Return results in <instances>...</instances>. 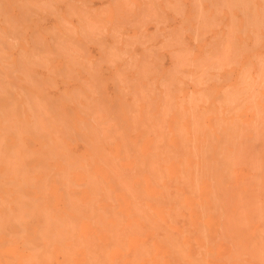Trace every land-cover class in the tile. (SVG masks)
I'll list each match as a JSON object with an SVG mask.
<instances>
[{"label":"rangeland","instance_id":"374dc122","mask_svg":"<svg viewBox=\"0 0 264 264\" xmlns=\"http://www.w3.org/2000/svg\"><path fill=\"white\" fill-rule=\"evenodd\" d=\"M261 6H264V0H0V160L3 162L5 161V163L0 162V176L3 175V177H0V187L2 186L6 188L5 190L4 188H0V196L3 201L4 199L6 201L9 200L5 203V208L3 204L4 202L2 203V199L0 198L1 207L4 209L3 211L0 207V214L2 212L5 214L6 212L7 215L9 214V209L13 208L15 211L12 209L10 215L14 214L15 216L17 214L15 217L12 215L15 219L20 215V212L25 215V212L16 209L18 208L17 204H15L13 201L14 199H12L13 197L15 198L18 196L20 192H22L21 190H23L21 195L24 193L26 197L23 195V199L20 198L24 203H22V201H19V203V198H17L18 205L22 206L21 204H26L25 201L29 203V200L24 199L28 198L29 195V198H31L30 200L32 201V203L30 202V204H28L30 207L28 208L26 204L27 207L22 206V208H28L26 213H29V210L31 213L32 209L33 211L39 209L35 213H39L40 215L35 216L36 214L32 212L31 214L34 213V215H32L31 218V214H29L30 220L32 221H34L36 217V223L29 221V218L27 220L25 219L27 223L25 220V222L22 221L23 224L20 225H24L25 223L26 227L23 226V229L26 231H22V227L17 225L18 221L21 223L22 214L20 215L21 218L18 217V221H12V223L9 221V218H7L9 222H6V218V220L3 219V222L0 220L1 224L5 222L2 224L3 228H5V224L7 226L6 230H1L2 232L0 234H3L4 237H7L6 234H10V236H12H8L10 239L8 237L4 239L3 235L2 237L0 236V239H3L4 241L6 240L5 242H7L5 243L3 241L1 243H4V246L8 247V249H6V247L3 248L4 246L0 243V255H5V253H7L5 256H11L13 254L12 259H10L11 257H6L5 259L4 255L0 256L2 257L0 258V264H4L5 261L7 263L11 261L9 264H12L17 260L16 258L19 260L21 258L18 264H25V262L28 261L29 256L30 261L27 263L32 264L33 260L31 257L35 259L39 256V252L42 256L41 252L45 250L46 247L47 249L44 251V255L46 253V256H48L51 253L50 251L53 250L52 253H54L52 256L55 258L57 257V250H54V244L61 247L58 248L59 252H64L66 249L70 251L72 249L70 253L73 252L74 255L78 253L76 254L77 259L83 254L84 249L86 251L87 248L91 247L89 244H91L92 247L94 245L92 249H89L90 251H88V249L86 251V253L90 252L92 255H89L92 257L93 254L96 253L95 251L97 249L96 248L94 250V248L100 246L98 244L100 243L99 239L96 236L99 233V229L97 228H105L104 226L107 225L106 228L108 227L109 229V226H111L110 229H113L116 227H124L123 225L129 223L134 224L135 228H141L144 225H148L151 218L150 214L152 212L151 210H148V215L146 214V211L144 212L143 210H147L145 208L146 205L147 208L150 209L149 203L151 197L153 196H151L150 193L144 194L143 190L145 192H149L148 187L149 181L151 180L152 183L154 181V183L156 182L155 185L159 186L161 184V180L168 179L170 177V173L172 171L167 173V170L169 171V169H171V166L173 165L171 162L174 163L173 157L175 161L178 159L175 164L178 162L179 166L181 165L180 171L182 172V170L185 169H182L183 163L190 160L196 162V166H199L197 169L203 168L206 170V168H204L205 164L201 165L202 162L205 161L204 163H206V160L208 162L210 160L211 162L214 158V161H212L214 165L212 162V165L209 164L210 162L208 163L213 168L217 165L216 161L219 158L217 155L218 151H221L222 153L219 154L220 158L222 155L223 158L230 156L229 153H232V151L234 152L235 149L234 155L235 153L237 155L240 153L237 149L243 151L241 152L243 156H245L243 154L244 151H247L245 154L248 152L251 154L256 153L257 156H263V158H259V160L261 159L260 161L258 159L254 160L258 158L254 155L256 158L252 156L250 159H253L254 157L253 161L251 160V162L249 161V164L246 163L244 165L243 163L245 160H242L243 157L240 156L241 158H239V155H236L239 160L243 161V165H241L240 161L236 162V159L238 158H233L235 156L231 154L233 159L230 158L231 156L227 159L230 158L232 162L228 163L226 167V163L222 164L228 171L230 170V166H235L237 168L236 174L230 171L235 174L233 182L229 180L232 179V177H228L229 179L226 178V174L229 175V172L225 173L227 170L224 172L225 174L222 172V176H219L221 172L219 169L216 170L217 166H215L212 170L207 163L206 167L211 168H207L208 173L199 169L200 173H205L206 177H203V174L200 175L199 171L196 172L197 174L194 173L196 176L193 175V177H196L195 179H197V175L199 173L201 176V179L199 178L200 176H198L199 180H207L206 178H211L209 179L211 183H215L220 180V184L222 181L221 179L225 177L226 180L228 179V181H226L223 178L224 182L226 181V183H223L224 185L226 184V188L229 186L232 187V185L236 186L233 189L228 188L229 191L231 189L230 193L232 192L235 194L237 189L241 191H236V193L241 194L242 190L246 189L242 193L243 198H246V195L250 196L249 194H252L251 190L254 186L255 188L258 186L256 192L254 190L255 188L253 189V192L256 193H253L255 196L260 195L261 192L264 193L259 189L261 187L259 186L260 184H262L263 187L261 188L264 189V176H262L261 179V175H264V168H260L261 170H257L255 168L257 164L264 165V110L261 111L263 116L258 110L261 109L259 108L261 104L262 106L264 104V95H261L264 92V66L262 65L264 62V14L260 15L264 11H261ZM257 12L260 17L263 16V18H261L262 22H259L260 19L258 18L259 16L257 15ZM254 14H256L257 17L254 16ZM257 18L259 20H257ZM256 36L258 39L262 38L260 39L261 41L259 40L260 43L257 42L258 39L255 40ZM253 40L258 44L256 45ZM251 43L255 44V48ZM258 62L261 63L259 64ZM253 67L257 69H254ZM261 67H263L262 71ZM245 68L248 69L245 70ZM250 68L251 70L249 72ZM244 70H248V72L245 73ZM255 70L263 73L260 72L261 74H258ZM242 71H244L243 73L248 76V79L244 75L243 80H241L243 76H240ZM245 78L249 80V82L252 81L250 79L253 78V81L255 79L254 85L252 81V86L247 85V83L246 86L245 83H243V81H247ZM256 86L257 88H255ZM253 89L258 90L254 91ZM232 92L235 94L233 95ZM227 93L232 94L231 96L233 98L229 97L230 99L227 100ZM253 97L256 101H254ZM252 98L254 103L256 102V108V104H258L257 113L256 108H254V106L252 108ZM248 100L251 101L249 102ZM247 101L248 104H246ZM246 105L251 106V108H247ZM239 106L241 107L238 108ZM262 109L264 108L262 107ZM258 113H260L261 117H258L260 116ZM255 115H257V117ZM257 121L260 122V125L263 124V128H258V126H256V128L254 127L258 124ZM252 124H254V126ZM229 127L231 130H229ZM110 129L111 132L108 131ZM240 131L241 135H238V132L240 134ZM240 136L241 138H238ZM225 137L229 138L230 140H228L230 142L226 140L224 141L223 139ZM213 138H215V140H213ZM220 140H222L221 143ZM232 140L237 141L232 142ZM196 146L199 147V150H197ZM227 146L229 149L226 150L225 148H228ZM211 149L212 152L210 153H213V155L210 156L212 157L207 155V152ZM193 150L196 151L195 155H193ZM15 151L17 152V155H15ZM174 153H176V156ZM249 153L248 155H251ZM188 155H191V159L188 158ZM194 156H197V159L194 158ZM16 157L18 158L16 159ZM180 157L181 159H179ZM182 157H186L188 159ZM205 157L207 158L206 160ZM248 157H245L246 160ZM223 158L221 161L224 162L225 159L223 160ZM165 159H168L166 161L169 162H164ZM182 159L183 161H181ZM203 159L204 161H202ZM233 160L235 161L233 162ZM7 161L13 163L14 167L19 165L20 167L17 166L18 169L24 171H28L30 169L32 170L34 167L37 168L36 165H39V167H41L40 165H43V168H39L41 173H39V169L38 171L36 170V172L34 169V172H30L32 175L30 173L24 175L23 172L22 177L25 176V178H23L25 179L23 182L21 176L20 178L19 176H15V174L18 173L16 172L17 169H15L16 173H13L14 167L12 169L13 172H11V169H7L11 173H8L7 170L5 173V169L10 166V164L7 166ZM95 163L97 164L94 165ZM218 163L222 162L219 161ZM165 164L167 165L166 167L169 168L166 169ZM253 164H255V166H253ZM13 165L11 164V166ZM147 165L150 167H147ZM222 165L220 167L221 171L224 169ZM95 167L99 168H96V170ZM259 167L260 166H257V168ZM152 168H154V174L151 173L153 172ZM239 168L241 170L243 169V172H245L246 175H243V172ZM253 168L256 169L255 172ZM2 170L4 172H2ZM79 170L81 172H79ZM163 170V173L165 174L162 173ZM186 170H184L185 173L182 174L183 176L188 175V171ZM248 170L249 174L251 173V176L248 175ZM99 171H101L100 174ZM213 171L215 173H217V171L220 172V174H217V179L215 178L216 175L214 176L215 173ZM82 172L84 176L81 175ZM96 172L98 174H95ZM189 172V174L192 175L191 171ZM20 173L21 172L17 175H20ZM103 173H105L108 177L110 176V179ZM66 174L68 175L66 176ZM210 174L213 175V177H211ZM254 174L255 178L260 176L261 180L259 181L257 179L259 181V184L257 185L258 181L255 179L254 183H252V187L251 184L248 187L247 185L249 184H246V181L249 180L248 183H251V179H253ZM46 175H49L48 177L51 178H53V176L55 177L52 180L48 179ZM34 176L38 179H35L36 181L33 180L35 185L41 186L40 184H43L44 187L46 185L45 191L43 190L45 189L43 187V191L40 190V192H38L39 187L35 189L34 185V187L30 185L33 183V181L30 183V180H32L31 178H35ZM42 176H45V178ZM80 176H82V179L79 178ZM154 176H156L155 178L157 180L154 179ZM243 176H246L248 179ZM5 177L9 179L12 178L13 180L18 178V185L21 181L25 183L26 180L30 179L28 181L30 184L26 181V188L23 183L20 185L21 188L16 185L14 188L13 184L16 182L14 181L13 184L11 182L10 186V182L8 183L9 179H6ZM67 177H70L69 180ZM96 177L98 181H96ZM105 177L107 179H105ZM112 177L114 181L111 180ZM141 177L144 179L143 183H145L143 186L142 183L141 185L139 183L140 181H143ZM186 177L187 176H185V178ZM158 178L161 179L159 182H157ZM39 179L41 180V183L37 184L36 182L39 183ZM88 179H94L95 184L93 181L92 186L91 180L89 181ZM103 179L104 181L106 180V184ZM108 179L110 183H108ZM63 180L65 182L66 180L70 181L67 182L68 186L67 184H63ZM145 180L147 182H145ZM115 181H117V183ZM236 181H238V183ZM239 181L243 182L242 185ZM244 181L245 185H243ZM4 182H7V184ZM125 182L127 185L130 184L132 187L129 185L131 187L130 188L126 185L127 189L124 188V185L126 184ZM231 182L233 184H230ZM86 183L88 185H86ZM111 183L112 185L110 186ZM215 184L217 187V183ZM238 184H240V186ZM54 186L56 187L54 188ZM122 186L126 189V192L124 193L125 196L122 195L124 189H121L122 192L120 190V187ZM141 186L143 189L139 190ZM220 186L221 185L217 187L219 190ZM242 186L243 189L241 188ZM84 187H86L88 191L87 189H84ZM92 187H94V190H91ZM99 187L100 190H105L106 192L104 191V193L103 191H99L100 194L96 192ZM110 187H113L114 189L112 188V190L115 191L118 189L122 194L118 193V191L116 192L117 194L115 197V193ZM134 187L137 188V191L133 190ZM247 188H251V193L248 189L249 194H247ZM14 189H17L16 191L19 193H17ZM80 189L83 190L81 191ZM216 189H214V191ZM64 190H68V195H65L66 192H64ZM129 190L133 194L135 191L136 193L132 196ZM258 190H260L259 194H257ZM49 191H51L50 194ZM92 191L95 192L91 193ZM163 191L166 193L164 188ZM214 191L212 188V193L215 194V196H212L213 200L215 197L217 198ZM6 192L11 193L10 195L13 194V196L10 197L9 195L7 199L6 194L9 193ZM43 192L45 194L47 193V195H42ZM216 192L219 193L218 190H216ZM93 194L95 195L93 196ZM136 194L138 195L137 199L135 196ZM21 195L18 197H21ZM32 195H35L33 196L35 198L39 197L37 200L39 202H35L37 198L33 199ZM70 195L71 198L73 195V198L75 199L72 198V201H70L71 199L67 198V200L70 199L69 203L71 202L73 204V202H78L79 204L74 203L72 205L70 203L72 207H69L70 204L67 203V200H65V202L64 199H66V196ZM74 195L77 196L74 197ZM144 195L151 197L147 199ZM254 195L251 196H253L254 199H259L260 196H256L255 198ZM262 195L260 199L257 200H262V202L260 201L259 206L262 204L264 205V196ZM85 196L87 198H85ZM218 196L220 197V195ZM242 196L238 195L235 197L238 199V197ZM40 197L42 199L44 198L45 202L48 199L47 202L43 203L44 200H41ZM48 197L51 198L49 199ZM82 197L85 200V203L83 202L84 200H82ZM106 198H108L107 201ZM126 198H128V201H126ZM129 198L133 199L134 202ZM142 198L147 202L145 203ZM216 198L215 200H217ZM252 198L250 200H252ZM97 199L99 201H97ZM254 199L252 201L253 203H256L257 201L255 200V202ZM40 200L43 202H40ZM80 200H82V206L85 204L86 207L89 206V203H93L95 201L98 205L101 204V208L103 210H97L101 208L100 206L98 207L95 202L93 205H96L97 208L90 205L92 207H88V209H86L88 210L87 212L86 210H80ZM139 200L141 201V204L139 203ZM243 200H245L246 203L247 199H242L241 202ZM105 201L107 204L108 202L110 204H102L103 202L105 203ZM34 202L38 205H34ZM48 202L52 205H49L50 209ZM248 202L249 204L251 203V201ZM65 203H67L68 206ZM126 203L128 204L127 208L131 206L129 210L125 208L127 206ZM142 203L145 205H143V208L145 209L142 208L143 210L141 212L139 209L141 208ZM32 204L36 207L31 206ZM113 204L121 207L116 208ZM59 205L62 207L61 210H59L61 208ZM134 205L139 206L135 208ZM42 206L44 207L40 210ZM107 206H109V208ZM111 206H113V208H110ZM232 206L233 205L230 203L229 207ZM250 206L253 207L252 204ZM51 207L58 210L54 211V208L52 209ZM122 207L126 209L125 210L123 208L125 213L123 210L122 213L120 212ZM254 207H256V205ZM44 208H46V210L48 208V212L50 211L49 218L46 214H44ZM92 208H94L95 211L97 210L94 215H92L94 212ZM114 208H116V210ZM112 209L114 210L115 216L114 213H109ZM136 210L140 211V214H145V216H141L140 214L138 215L139 212ZM12 211L14 212L12 213ZM77 212L80 213L81 218H83V216L87 217H84L82 221L78 218L79 215ZM129 212L133 214L131 215L130 213L129 215ZM96 213L97 215H95ZM119 213L122 216V219L119 218ZM123 213L126 214L128 218H124ZM68 214L71 216V219L74 221L79 220L81 224L77 221L79 223L77 224V227L75 224L76 222H70L71 219L66 217ZM98 214L100 215L98 216ZM26 215L24 217H26ZM64 215L66 219L61 218ZM147 215L150 218L146 217ZM51 216L53 217L52 219L50 218ZM72 216L74 218H72ZM88 216L91 218L89 219ZM111 216H113V219ZM138 216L140 222L136 218ZM4 217L6 216L4 215ZM140 217L143 221H141ZM142 217H145V220H148L145 221ZM57 218L58 220L61 218L65 222L68 220V223L66 222L65 224L64 222L67 229H65L66 227L64 228L63 225V229L65 230L60 231V233H64L65 231V234H69L70 232L73 233L79 230L76 235L80 238L83 233V237L81 239L82 241H85V237L90 233L89 237L87 236L88 239L86 238L85 241L86 243L90 239V243L87 242L89 244H86L85 246V243L81 242L78 238H72L76 237V235L72 236V234H69L72 236H70L72 239L68 236V238H70L69 241V239H67L68 234L65 235L62 233L65 236L64 238L68 241L67 242L64 238L59 240L61 243L63 239L65 240V243L63 242L64 247L65 244H69V247H66L70 248L74 245L73 248H76L75 251L73 248L65 249L63 247V243L60 244L59 241H56V239L58 240V237L63 236L58 232L62 229L61 223L63 224V221L60 220L61 223L58 221L61 225L60 226L57 220L55 221ZM93 218H95L94 221L92 220ZM96 218L100 220V224L101 222H106V224H96L98 222ZM129 218L134 219V222H131L132 220H128ZM46 220H48L49 228ZM108 220H113L111 222L112 224H107L109 222ZM38 222L40 224H38ZM89 222L92 225H88ZM93 222H95L96 226ZM121 222L122 224H125L122 225L120 224ZM41 223L44 225L43 228L47 226L46 228H48V231L46 228H42ZM142 223L144 224L142 225ZM28 225L30 227H28ZM36 225H38V227ZM79 225L85 228L83 229L79 227ZM113 225L116 226L113 227ZM40 227L43 230L42 233H39L41 230ZM54 227H58L59 230L58 228H56L57 230L54 229ZM68 227L70 230L72 228L74 229L70 231ZM133 227L131 225L129 228ZM17 228H19V230H17ZM32 228H34V230H32ZM50 228L51 230L53 228L52 233L49 230ZM86 229L91 230L88 232ZM55 230L60 236L57 235L58 237L56 236V238L53 239L56 235H52L55 233L53 232ZM3 231L5 232L3 233ZM6 231H10L12 234L10 232L6 233ZM18 231L21 232V235ZM92 232L95 233L94 236H92L94 234ZM15 233L20 236H25L26 238H19L20 236L15 235ZM50 233L53 237L50 236ZM41 234L44 237L48 234L53 240V243L49 237L48 240H45V238L44 240L43 238L41 239ZM33 236L34 239H32ZM30 237L32 240H30ZM93 237L96 238L94 242ZM37 239L45 242V244L40 243L44 244V248L41 247L42 245H36L38 242ZM11 240L13 241L11 242ZM49 240L52 243V248H50L51 243L49 242L50 250L48 249L49 244H46ZM23 242H30L29 244L34 242V247L36 249L40 247V250H38L39 252L36 250V253L38 252V256L35 257L36 253L32 251H35V248L32 246L33 244L31 245L32 247H30V245L26 243L30 247L29 250V247L27 249V246L25 245V248L22 247ZM74 242L76 244H74ZM91 242H93V244ZM17 243L19 244L18 247L20 249L18 247L14 248V245L17 246ZM71 243L73 245H71ZM81 244L82 246H80ZM3 250H6V252ZM9 250H13L14 252H11V255H9ZM48 250L49 253L47 252ZM91 250L95 253H92ZM17 251L18 253L20 252L22 256H25L21 257L20 254H16L15 252ZM23 251L26 252V254ZM31 251L33 253H31ZM64 255H67V253ZM89 255L87 258L90 257ZM41 256H39V259L36 260H39L40 264L41 260H43L44 264V259L42 258L43 256ZM52 256L50 254L49 258H52ZM13 257H15L14 261H12ZM40 257L42 259H40ZM84 258L85 255L78 259H81L82 261L79 264L95 263L91 258H88L89 261L85 262L87 259L84 260ZM39 261L37 263L33 262V264H38Z\"/></svg>","mask_w":264,"mask_h":264},{"label":"bare ground","instance_id":"6f19581e","mask_svg":"<svg viewBox=\"0 0 264 264\" xmlns=\"http://www.w3.org/2000/svg\"><path fill=\"white\" fill-rule=\"evenodd\" d=\"M260 1V0H259ZM260 5V4H259ZM264 7V6H263ZM262 6H261V11L263 12L264 10V8H263ZM246 11V10H245ZM264 14V12L262 13V14H260V15H263ZM257 15L259 16V13L257 12ZM254 16H256V14H254ZM257 17V16H256ZM259 19H260V21L259 22H262L261 21V18H263V16L262 17H258ZM257 18V20H259ZM256 20V21H257ZM263 24V23H262ZM253 38H255V37H253ZM258 38H257V36H256V39L255 40H257ZM260 39H262V38H260ZM260 39H258L257 40V42H259V40ZM254 41V40H253ZM261 41V40H260ZM257 42H255L254 41V43L257 45L258 43ZM254 43H251V44H253L254 45V48H255V44ZM260 43V42H259ZM264 43V42H263ZM257 50V49H256ZM242 52V51H241ZM257 52V51H256ZM259 56V55H258ZM259 63V62H258ZM261 63V62H260ZM259 63V64H260ZM263 66H264V62H263V64H262ZM253 66V65H252ZM260 66V65H259ZM255 67V66H254ZM253 67V68H254ZM249 68V67H248ZM248 68H245V70L246 69H248ZM262 68V69H261ZM260 69H261V71L263 70V67H261ZM254 69H257V68H254ZM244 70V71H245ZM250 70H251V68L249 69V72H250ZM244 71H242V74L240 75V76H242V79L241 80H243V78H244ZM256 72H257V70H255ZM259 71V70H258ZM260 71V72H261ZM246 72H248V70L247 71H245V73ZM255 72V73H256ZM260 72H257L258 74L260 73ZM261 73H263V72H261ZM260 73V74H261ZM245 77L248 79V76H246L245 75ZM245 78V80H247ZM250 78V77H249ZM250 80H252L253 81V78L252 79H250ZM248 81V82H247ZM247 81H243V83H245V85H246V83H247V85H251L252 84V81H250L249 82V80H247ZM254 82H255V79H254V81H253V85H254ZM248 83H250V84H248ZM242 84V83H241ZM243 85V84H242ZM246 85V86H247ZM252 86V85H251ZM250 86V87H251ZM246 88H248V87H246ZM252 88V87H251ZM251 88H250V90H251ZM255 88H257V86L255 87ZM243 89V88H242ZM226 90H228V89H226ZM254 91H257L256 89H253ZM244 91H245V89H244ZM228 92V91H227ZM241 92V91H240ZM262 92V91H261ZM260 92V93H261ZM236 93H237V91H236ZM242 93V92H241ZM240 93V94H241ZM244 93V92H243ZM254 93V92H253ZM228 95H227V100L228 99H230L232 96V94H233V92H232V94H230V93H227ZM235 94V93H234ZM233 94V95H234ZM245 94V93H244ZM239 95V94H238ZM253 95H255V94H253ZM261 95H264V92H263V94H261ZM230 97V98H229ZM258 97V96H257ZM256 97V98H257ZM260 97V96H259ZM233 98V97H232ZM235 98V97H234ZM254 98V97H253ZM253 98H252V101H253ZM261 98H262V96H261ZM250 99V98H249ZM232 100V99H231ZM259 100V99H258ZM171 101V100H170ZM190 101V100H189ZM246 101V100H245ZM249 101V100H248ZM248 101H247V103L246 104H248ZM251 101V100H250ZM249 101V102H250ZM251 101V103H252V108H253V106H254V108H256L255 107V103H254V101H256V99L254 98V101L252 102ZM189 103V102H188ZM253 103H254V105H253ZM262 103V102H261ZM226 104V103H225ZM229 104V103H228ZM250 104V103H249ZM260 104V103H259ZM231 105H232V103H231ZM251 105V104H250ZM247 106V105H246ZM256 106H257V108H258V104H256ZM261 106H262V104H261ZM259 107V108H261V109H258L259 110V112H261L262 110H264V109H262V107L264 108V104H263V106L262 107ZM232 107V106H231ZM241 106H239L238 108H240ZM251 108V106H247V108ZM237 108V109H238ZM257 108H256V113H257ZM231 110V109H230ZM239 110V109H238ZM251 110V109H250ZM129 111V110H128ZM200 111V110H199ZM246 111V110H245ZM131 112V111H130ZM254 112V111H253ZM246 113V112H245ZM259 115H260V113H258ZM257 114V115H258ZM134 115V114H133ZM251 115V114H250ZM257 115H255L256 117H257ZM261 115H262V112H261ZM261 115L260 116H258V117H261ZM264 115V114H263ZM262 115V116H263ZM32 117V116H31ZM30 117V118H31ZM196 117V116H195ZM251 117H253V116H251ZM255 117V118H256ZM193 118V117H192ZM232 118V117H231ZM234 118V117H233ZM254 118V119H255ZM133 119V118H132ZM232 120V119H231ZM263 121H264V118H263ZM235 122V121H234ZM233 122V123H234ZM258 122V121H257ZM256 122V123H257ZM106 123V122H105ZM193 123V122H192ZM260 122H258V124H259ZM39 124V123H38ZM107 124V123H106ZM258 124H256L255 126H254V124H252L255 128H256V126H258V128L259 127H261V128H263V126L262 125H258ZM31 126V125H30ZM232 127V126H231ZM236 127V126H235ZM28 128V127H27ZM225 129V128H224ZM233 129V128H232ZM235 129V128H234ZM102 130V129H101ZM228 130V129H227ZM226 130V131H227ZM229 130H231L230 129V127H229ZM108 131H110L111 132V129L110 130H108ZM225 131V132H226ZM237 131V130H236ZM260 131H261V129H260ZM195 132V131H194ZM224 132V131H223ZM228 132V131H227ZM226 132V133H227ZM262 132V131H261ZM225 133V134H226ZM121 135V134H120ZM197 135V134H196ZM222 135V134H221ZM227 135V134H226ZM232 135H233V133H232ZM238 135H241V131H240V134H239V132H238ZM228 136V135H227ZM243 137H244V135H243ZM245 137H246V135H245ZM263 137V136H262ZM222 138V137H221ZM231 138V137H230ZM238 138H241V136L240 137H238ZM229 138H227V137H225L223 140L225 141H229L228 140ZM213 140H215V138H213ZM245 140V139H244ZM234 140H232V142H233ZM237 141V140H236ZM236 141H234V142H236ZM113 142V141H112ZM214 142V141H213ZM222 142V140H220V143ZM230 142V141H229ZM220 143H218V144H220ZM224 143H226V142H224ZM224 145V144H223ZM240 145H241V143H240ZM117 146V145H116ZM233 146V145H232ZM209 147H210V145H209ZM219 147V146H218ZM228 147V146H227ZM196 148H197V150H199V147H197L196 146ZM196 148H195V150H196ZM204 148H206V147H204ZM212 148V147H211ZM190 149V148H189ZM201 149H202V147H201ZM219 149V148H218ZM226 150L227 149H229V147L228 148H225ZM235 149V148H234ZM195 150H193L194 152H193V155H195L196 154V151ZM206 150H209V149H206ZM232 150V149H231ZM236 150V149H235ZM235 150H234V152H235ZM241 150H243V149H241ZM147 151V150H146ZM190 151V150H189ZM202 151V150H201ZM237 151H239L240 153L238 154L239 155V158H241L240 156H242L243 157V159L242 160H245L244 161V165L246 164V163H250L251 162V160L253 161V159H254V155H256V153L255 154H251V153H249V154H251V155H248V153H246L245 154V152H247V151H244V155L245 156H243L242 155V153L241 152H243V151H240V150H238L237 149ZM162 152V151H161ZM199 152V151H198ZM207 152V151H206ZM205 152V153H206ZM210 152H212V149L210 150V151H208L207 152V155H213V153L211 154ZM217 152V151H216ZM223 152V151H222ZM224 152H225V150H224ZM228 152V151H227ZM231 152V151H230ZM234 152L232 151V153H229V155L231 156V154L233 155V156H235V157H233V158H238V157H236V153H235V155H234ZM146 153V152H145ZM203 153H204V149H203ZM208 153H210V154H208ZM221 153V151L219 152H217V155L219 156V158H220V154ZM238 153V152H237ZM175 154V156H176V153H174ZM181 154V153H180ZM222 154V153H221ZM224 154V153H223ZM227 154V153H226ZM15 155H17V152L15 151ZM179 155V154H178ZM177 155V156H178ZM200 155V154H199ZM237 155V156H238ZM173 156V155H172ZM189 157L188 158H190L191 159V155H188ZM198 156V155H197ZM197 156L195 157L194 156V158H196L197 159ZM202 156H204V155H202ZM209 156H207V157H209ZM227 156V155H226ZM230 156H228V157H230ZM249 156V157H248ZM252 156H254L253 157V159H250V158H252ZM257 156V155H256ZM2 157V156H1ZM26 157V156H25ZM179 157V156H178ZM187 157V156H186ZM186 157H182V158H185V159H188V158H186ZM210 157H212V156H210ZM214 157V156H213ZM228 157H225V158H223V155H222V157L220 158V160H219V158H218V160L216 161V163H217V165H215V166H217L216 167V170H218L219 169V171L221 172V174H220V172L219 171H217V173H215L214 171V176H215V178L217 179V177H218V173L220 174L219 176H222V172L224 173L227 169L225 168L226 166H227V164L228 163H230V162H232V160L230 159V158H232V156L229 158V159H227ZM245 157H248L247 158V160H246V158ZM258 158H256V159H254V160H259V158L261 157V156H257ZM18 157H16V159H17ZM202 158V157H201ZM222 158H223V160L225 159V161L223 162V161H221L222 160ZM232 158V159H233ZM239 158L238 159H236V162H238V161H240L241 162V165H243L242 164V162L243 161H241V160H239ZM261 158H263V156L261 157ZM108 159V158H107ZM177 159V158H176ZM179 159H181V157L179 158ZM185 159H184V161H185ZM189 159V160H190ZM193 159V158H192ZM207 158L205 157V160H206ZM209 159V158H208ZM210 159H212V158H210ZM6 160V159H5ZM166 160H168V159H165V161L164 162H166V163H168L169 161H166ZM170 160V159H169ZM171 160H172V158H171ZM194 160V159H193ZM261 160V159H260ZM259 160V161H260ZM264 160V159H263ZM151 161V160H150ZM173 161H174V163L173 162H171V164H173L172 166H171V169H169V171L167 170V173L168 172H171L170 173V177L168 178V176H167V178L168 179H164V180H161L160 178H158V181L157 182H159V180H161V186L159 185V186H156L155 184H156V182L154 183V181H153V183L151 182V181H149V192L148 191H144L143 190V193L145 194H147V193H150V195L151 196H153V197H151V199H150V203H149V208L150 209H148L147 208V205L145 206L143 203H142V206H141V208L139 209V210H141V212H142V210L143 209H147V210H143L144 212L146 211V214H148L147 212H148V210L150 211L151 210V212H149V213H151L150 214V217L147 215L146 217H149L150 218V220H149V222H148V225H144V226H142L141 228H135V225L134 224H132V223H129V224H125V223H123V224H125V225H123L122 224V222L120 223V224H122L124 227H116V228H113V229H110L111 228V226H109V229H108V227L106 228V226H104L105 228H97V229H99V233H98V235H96L97 237H98V239H99V242L100 243H98V242H96V243H98L99 245H97V246H99V247H95L94 248V250L96 249V253L95 252H93L92 250V253H95V254H93V256L92 257H94V258H92L89 254H91L90 252H87L86 253V251H87V249H88V251H90L89 249H92L93 247H94V245H93V247H92V245L91 244H89L90 242V239H89V241H87V242H89V243H85V241H86V238H87V236L89 237V234H87V236H86V234H85V241H82L81 239H82V237H83V233H82V236H81V233H80V238H78L77 237V235H76V233L79 231H77V232H73V233H69V234H72V236H75L76 235V237H72L71 235H69L68 233V235L67 234H65V231H64V233L63 234H65V235H67V239H69V241H70V238L72 237V238H78L79 240H81V242H84L85 243V246H86V244H89L90 246H88V247H90V248H87L86 249V251H85V249L84 248H82V249H84V252H83V254L80 256L81 258H82V256L83 255H85V258H84V260L85 259H87V260H85V262H87V261H89V259L91 258L92 259V261L94 260V264H264V205L262 204V205H260L259 206V204H260V201L262 202V200H260V201H257V200H259L260 199V197H261V195L262 196H264V193H262L261 192V194L260 195H258V196H260L259 197V199H254V197L253 196H251V195H254V194H256V193H254L253 192V189L255 188V186H254V188L251 190V188H247V192H248V189H249V191L251 190L252 191V194H249V192L247 193V194H249L250 196H248V195H246V193L244 192V194L246 195V198H243V196H242V193H243V191H245L246 189V187L248 186H250V184H251V187H252V183H254V180L256 179H258L259 181L262 179V176H264V175H261V179H260V176H257L256 178H255V174H254V177H253V179H251V183L249 182L248 183V181H246V184H249V185H247L244 189L245 190H242V192H241V194L240 193H236V191L238 192H240L241 190H237L236 189V191H235V194H233L232 192L230 193V191H231V189H233V188H235L236 186H233L232 185V187L231 186H229L228 188H231L230 189V191L228 190V188H226L225 186H226V184L224 185L223 183H226V181H228V179L229 178H231L232 177V179H229V180H231L232 182H233V179H234V175L236 174V172H237V168L234 166H230V170L228 171H226L225 173H228L229 172V175L228 174H226L227 176H226V178H228L227 180L225 179V177H223L226 181L224 182V180H223V178L221 179L222 181H221V184L219 183L220 182V180L218 181V182H215V183H217V185L219 186V185H221L220 186V190H219V188H217L216 187V184L213 182V183H211L210 181H209V179H211V178H206L207 180H199V178L201 179V176L200 175H202L201 173H200V170L202 169V170H204L205 172H207V168H209V167H211L212 168V166H210V165H214V163L212 162V161H214V158L212 159V164H211V162H210V160H209V162L206 160V163L209 165V167H206V163H204L205 161H204V159L202 160V161H204V162H202V164L201 165H203V164H205L204 165V168H206V170L205 169H203V168H199V169H197L198 167L196 166V162L194 161H186V163H183V165H182V169L183 168H185L184 170H186V171H188V175H185V176H187L186 178H185V176H183L182 174L183 173H185L184 172V170H182V172L180 171V166H179V164H178V162H177V164H175L176 163V161H178V159L175 161L174 160V157H173ZM180 161V160H179ZM181 161H183V159L181 160ZM197 161V160H196ZM222 162V163H218V162ZM235 160H233V162H234ZM250 161V162H249ZM0 162H3V161H1L0 160ZM10 161H7V166H9V164H10V166H11V164L13 165V163H9ZM97 162V161H96ZM110 162V161H109ZM235 162V164H237ZM240 162H239V164H240ZM3 163H5V161L3 162ZM180 163V162H179ZM215 163V164H216ZM226 163V165H225V167H224V165H222V164H225ZM17 164V163H16ZM39 164H42V163H39ZM97 163H95L94 165H96ZM150 164H151V162H150ZM170 164V163H169ZM181 164V163H180ZM198 164H199V162H198ZM218 164H219V166H218ZM222 165V167H224V169L221 171V169H220V167H221V165ZM233 164V163H232ZM146 165V164H145ZM240 165V166H241ZM10 166H9V168H6L5 169V173H6V170L7 169H11V172H13L12 171V169H13V167H14V165L13 166H11V168H10ZM18 167H20L19 165H17ZM17 166H15L14 167V172L13 173H16V172H21L20 173V175H17L18 173H16L15 174V176L16 177H18L19 176V178H20V176H21V178L23 179V178H25V176L24 175H26V174H28V173H30L31 171L32 172H34V169H35V172H36V170L38 171V169L39 168H41L43 165H40L41 167H39V165H36V167L37 168H35L34 167V169H30V170H26V171H24V170H20V169H18V167ZM35 166V165H34ZM98 166H99V164H98ZM101 166V165H100ZM167 165L165 164V167H166ZM215 166L212 168V170L215 168ZM237 166H238V164H237ZM239 166V167H240ZM253 166H255V164H253ZM257 166H260L259 168H257ZM257 166H255V168L258 170H261V169H263L264 168V165L262 164H257ZM33 167V166H32ZM91 167V166H90ZM147 167H150L149 165H147ZM201 167H203V166H201ZM229 167V166H228ZM227 167V168H228ZM233 167V168H232ZM245 167H247V166H245ZM43 168V167H42ZM93 168V167H92ZM96 168H99V167H95V169ZM167 168H169V167H166V169ZM211 168H209V169H211ZM241 168V167H240ZM239 168V169H240ZM249 168V167H248ZM250 168H251V166H250ZM261 168V169H260ZM15 169H17V171L15 172ZM101 169V168H100ZM147 169V168H146ZM150 169V168H149ZM156 169V168H155ZM165 169V170H166ZM229 169V168H228ZM252 169V168H251ZM256 169H254L253 168V170H254V172H255V170ZM9 170H7L8 171V173H11V172H9ZM18 170H20V171H18ZM40 170V169H39ZM97 170V169H96ZM99 170V169H98ZM104 170V169H103ZM154 170V168H152V171ZM158 170H159V168H158ZM212 170H211V172H212ZM241 170V169H240ZM245 170H247V169H245ZM106 171V170H105ZM144 171V170H143ZM150 171V170H149ZM160 171V170H159ZM189 171H191V173H192V175H190L189 173ZM197 171H199V173H200V175H199V173H198V175H197V179H195L196 177H193V175H194V173H196ZM203 171V172H204ZM230 171H232L233 173H235V174H233L232 172H230ZM242 172H243V169L241 170ZM2 172H4L3 170H2ZM23 172H24V177H22V174H23ZM79 172H81L80 170H79ZM95 172V171H94ZM98 172V171H97ZM95 173V174H98V173ZM104 172V171H103ZM151 172V171H150ZM164 172V170L162 171V173ZM180 172H181V174H180ZM210 172V171H209ZM263 172H264V170H263ZM39 173H41V170L39 171ZM78 173V172H77ZM93 173V172H92ZM101 173V171H99V174ZM144 173V172H143ZM152 174H154V171L153 172H151ZM187 173V172H186ZM208 173V172H207ZM224 173V174H225ZM230 173H232V174H230ZM241 173V172H240ZM257 173V172H256ZM258 173H259V171H258ZM257 173V174H258ZM31 174V173H30ZM94 174V175H95ZM103 174H105V173H103ZM109 174V173H108ZM117 174V173H116ZM144 174H146V173H144ZM143 174V175H144ZM157 174V173H156ZM155 174V175H156ZM163 174H165V173H163ZM197 174V173H196ZM196 174L194 175V176H196ZM212 174V173H211ZM210 174V175H211ZM223 174V175H224ZM245 174V172H243V175ZM251 174V173H250ZM249 174V170H248V175H250ZM13 175V174H12ZM32 175V174H31ZM34 175V174H33ZM68 174H66V176H67ZM71 175V174H70ZM80 175V174H79ZM81 175L82 176H84L83 175V172L81 173ZM90 175V174H89ZM161 175V174H160ZM167 175H169V174H167ZM180 175H181V178H180ZM204 176L203 177H206V175H205V173L203 174ZM233 175V176H232ZM241 175V174H240ZM246 175V174H245ZM2 177H3V175H1ZM0 176V177H1ZM4 176H6V175H4ZM36 176V175H35ZM34 176V177H35ZM47 176V175H46ZM49 176V175H48ZM47 176V178L48 179H52L53 180V178L55 177V176H53V178H51V177H48ZM64 176V175H63ZM66 176H65V178H66ZM82 176H80L79 178H81ZM93 176V175H92ZM92 176H90V177H92ZM103 176V175H102ZM105 176H107L106 174H105ZM146 176V175H145ZM144 176V177H145ZM149 176V175H148ZM198 176H200L199 178H198ZM237 176V175H236ZM239 176V175H238ZM251 176V175H250ZM249 176V177H250ZM10 177V176H9ZM27 177V176H26ZM30 177H32V176H30ZM29 177V178H30ZM37 177H39V176H37ZM43 178H45V176H42ZM57 177V176H56ZM88 177V176H87ZM108 177V176H107ZM115 177H117V176H115ZM156 176H154V179H156L155 178ZM162 177V176H161ZM164 177H165V175H164ZM207 177H210V176H207ZM211 177H213V175H211ZM243 177H245L246 178V176H243ZM6 178V177H5ZM46 178V179H47ZM65 178L63 177V179L65 180ZM68 178V180H69V178L70 177H67ZM72 178V177H71ZM109 179H110V176L108 177ZM147 178V177H146ZM149 178V177H148ZM151 178V177H150ZM153 178V177H152ZM6 179H9V178H6ZM12 178H10L9 180H11ZM27 179V178H26ZM32 180H30V179H28V180H26L27 182L30 180V183L33 181V180H35L36 179V177L35 178H31ZM62 179V178H61ZM60 179V180H61ZM82 179V178H81ZM86 179V178H85ZM105 179H107L106 177H105ZM109 179H108V181H109ZM141 179H143L142 177H141ZM219 179V178H218ZM246 179H248V178H246ZM5 180V179H4ZM8 180V183L10 182V186H11V182H12V184L14 183V181L16 182V183H14L13 184V187L16 185V186H19V188H21L20 187V185H22V183L24 182V180L25 179H23L20 183H19V185H18V182H17V180H18V178L15 180H11V181H9ZM36 180H38V179H36ZM35 180V181H36ZM52 180H51V182H52ZM63 180V181H64ZM89 181L91 180V185L93 186V181H94V179H88ZM112 181H114L113 180V177H112V179H111ZM157 180V179H156ZM241 180V179H240ZM257 180V181H258ZM3 181V180H2ZM6 181V180H5ZM19 181V180H18ZM26 181H25V183H23V185L25 184V188H26ZM50 181V180H49ZM48 181V182H49ZM70 181H71V179H70ZM70 181H67L66 180V182L64 181L63 182V184L65 185V184H67V186H68V183L67 182H70ZM84 181V180H83ZM96 181H98V179H97V177H96ZM102 181V180H101ZM103 181H104V179H103ZM102 181V182H103ZM106 181V180H105ZM104 181V182H105ZM119 181V180H118ZM135 181V180H134ZM212 181H213V179H212ZM242 181H243V179H242ZM245 181H244V184L243 185H245ZM259 181L257 182V185L259 184ZM263 181H264V179H263ZM50 182V183H51ZM116 183H117V181H115ZM123 182V181H122ZM136 182V181H135ZM144 182V179H143V181H140L139 183H140V185H141V183H142V186L145 184V183H143ZM145 182H147L146 180H145ZM230 182V181H229ZM230 183V184H233V183ZM237 183H238V181H236ZM240 182V181H239ZM256 182V181H255ZM262 182V181H261ZM5 184H7V182H4ZM3 183V184H4ZM29 182H28V184H30ZM37 184H40L41 183V180L39 179V183L38 182H36ZM43 183V182H42ZM49 183V184H50ZM57 183H58V181H57ZM62 183V182H61ZM85 183V182H84ZM96 183H98V182H96ZM108 183H110V181L108 182ZM126 183V182H125ZM130 183V182H129ZM228 183V182H227ZM242 183L243 182H240V184L242 185ZM27 184V185H28ZM48 184V185H49ZM53 184V183H52ZM56 184V183H55ZM94 184H95V181H94ZM105 184H106V182H105ZM131 184H132V182H131ZM213 184H215V185H213ZM235 184V183H234ZM240 184H238L239 186H240ZM264 184V183H263ZM1 185V184H0ZM9 185V184H8ZM31 186H35V189L36 188H38L39 187V190H38V192H40V190L41 191H45L46 190V185H45V187H44V185L43 184H40L41 186H39V185H35V182L33 181V183H31L30 184ZM86 185H88L87 183H86ZM108 185V184H107ZM106 185V186H107ZM112 185V183L110 184V186ZM127 183L124 185L125 187L124 188H126L127 186L128 187H130L129 185H127ZM157 185H158V183H157ZM237 185V186H238ZM7 186V185H6ZM15 186V187H16ZM31 186H29V187H31ZM33 186V187H34ZM76 186H78V185H76ZM95 186V185H94ZM106 186H104V187H106ZM109 186V185H108ZM142 186L140 187V189L139 190H142L143 188H142ZM148 186V185H147ZM216 187V188H214V187ZM224 186V187H223ZM259 186H261L262 187V184H260ZM14 187V188H15ZM43 187L45 188V189H43ZM56 186H54V188H55ZM58 187V186H57ZM60 187V186H59ZM91 187V186H90ZM97 187V186H96ZM114 187H116V186H114ZM132 187V186H131ZM130 187V188H131ZM145 187V186H144ZM257 187L258 186H256V188L254 189L255 190V192H256V189H257ZM259 188L260 190H262L263 192H264V189H262V188ZM1 189L2 188H4V190L6 189L5 187H0ZM11 188V187H10ZM10 188H8V189H10ZM18 188V187H17ZM41 188V189H40ZM51 188H52V186H51ZM61 188V187H60ZM111 188V187H110ZM113 188V187H112ZM112 188H111V190H112ZM123 188V186L122 187H120V190ZM123 188V189H124ZM130 188H128V189H130ZM163 188L166 190V193L163 191ZM212 188H213V191H214V189H216V190H218L219 191V193L218 192H216V190L214 191L215 193H216V196H217V200H215V198H214V200H213V198H212V196H215V194L214 193H212ZM242 189H243V186L241 187ZM240 188V189H241ZM0 189V190H1ZM23 189V188H22ZM43 189V190H42ZM63 189H64V187H63ZM84 189H87L86 187H84ZM94 190V187H92L91 188V190ZM98 189V188H97ZM102 189V188H101ZM114 189V188H113ZM117 189V188H116ZM127 189V188H126ZM126 189H124V192H122V190H121V192L123 193H121L118 189H117V191H115V190H112V191H114V193H115V197H116V192H118V193H120V194H122V195H124L125 196V192H126ZM137 188H133V190H136ZM145 189V188H144ZM15 191L17 190V189H14ZM19 190V189H18ZM48 190V189H47ZM81 190V189H80ZM83 190V189H82ZM81 190V191H82ZM96 190V189H95ZM131 190V189H130ZM129 190V191H130ZM147 190V189H146ZM235 190V189H234ZM233 190V191H234ZM260 190H258L257 192V194H259V192H260ZM7 191V190H6ZM11 191V190H10ZM22 192H23V190H21ZM27 191V190H26ZM57 191V190H56ZM68 191V190H67ZM67 191L66 190H64V192H66L65 193V195H68V193H67ZM72 191V190H71ZM76 191H78V190H76ZM87 191H88V189H87ZM99 191H105V190H100V187H99V189H98V191L96 190V192H98L99 193ZM137 191V190H136ZM136 191H135V193H136ZM221 191V192H220ZM251 191H250V193H251ZM2 192V191H1ZM13 192V191H12ZM17 193H19L18 191H16ZM16 192H14V193H16ZM22 192H20V194L18 195V196H20L21 195V193ZM25 192V191H24ZM35 192H36V190H35ZM34 192V193H35ZM54 192H55V190H54ZM80 192V191H79ZM95 191H92L91 193H94ZM106 192V191H105ZM104 192V193H105ZM109 192V191H108ZM107 192V193H108ZM6 193H9V192H6ZM5 193V194H6ZM28 193V192H27ZM51 193V191H49V194ZM57 193V192H56ZM75 193V192H74ZM129 193V192H128ZM130 193H131V191H130ZM129 193V194H130ZM134 193V194H135ZM138 193H139V191H138ZM254 193V194H253ZM11 193H9V194H6L7 195V199H8V197H9V195H10ZM26 194V193H25ZM36 194V193H35ZM43 194H45L44 192L42 193V195ZM57 194H59V193H57ZM83 194V193H82ZM85 194V193H84ZM88 194V193H87ZM100 194V193H99ZM98 194V195H99ZM127 194V193H126ZM132 194V196L134 195L133 193H131ZM2 195V194H1ZM15 195V194H14ZM23 195H24V193H23ZM21 195V197H18V196H16L15 198L13 197L12 199H14L13 201L15 202V204H17V207L18 208H16V209H19V210H22L23 212H25V215H26V217H24L25 215H23L22 214V212H20L19 214L22 216V218L20 217V215L19 216H17L16 217V219L14 218L15 216H14V214H12V215H10V213H11V210L13 209L12 208V205H11V208L12 209H9V214H7L6 215V212H5V214H3L4 212H2L1 214H0V220H2V222H3V219L4 220H6L7 218H9V221L12 223V221H18L17 219H19V218H21V223H20V221H18V223H17V225H20V224H23L22 223V221H24L25 219L27 220L28 218H29V221H31V222H35L36 221V217H35V220L34 221H32V220H30V217L32 218V215H34V213L36 212V211H38V210H36V209H34V210H36V211H33V209H32V211H31V213L32 212H34L33 214H31L30 213V210L28 211L29 213H26V210H28V208L30 207L28 204H30V202L32 203V201L30 200L31 198H29L30 196L28 195V198H24V199H27V200H29L28 202L29 203H27L25 200V203L27 204V206H28V208L27 209H24V207L22 208V206H26V204H21L22 206H20V205H18V203H17V198H19V200H18V202L20 201H22V203H24L23 202V200H21V199H23V197L25 196L26 197V195ZM31 195V194H30ZM39 195V194H38ZM41 195V194H40ZM45 195H47V193L45 194ZM45 195H44V197H45ZM95 194H93V196H94ZM98 195H96L97 197H99ZM108 196H110L109 194H107ZM106 195V196H107ZM119 195V194H118ZM143 195V194H142ZM218 195H220V197L218 196ZM242 196V197H238V199H237V197H235V196ZM11 196H13V194L12 195H10V197ZM33 196H35V195H32V197ZM37 196V195H36ZM60 196V195H59ZM77 196V195H76ZM75 195H74V197H76ZM80 196V195H79ZM90 196V195H89ZM88 196V197H89ZM136 196V199L138 198L137 196V194L135 195ZM141 196V195H140ZM145 196V198L147 197V195H144ZM148 196H149V194H148ZM255 196V195H254ZM257 196V195H256ZM256 196H255V198H256ZM257 196V197H258ZM42 197V196H41ZM40 197V198H41ZM64 197V196H63ZM111 197V196H110ZM126 197H127V195H126ZM129 197V196H128ZM150 197H147V199L148 198H150ZM155 197V198H154ZM219 197V198H218ZM234 197V198H233ZM248 197V198H247ZM253 197V198H252ZM0 198H1V196H0ZM4 198V197H3ZM21 198V199H20ZM35 197H33V199H34ZM37 198V199H36ZM35 199H36V201L35 202H39V201H37L38 199H39V197H36ZM46 198V197H45ZM49 198V197H48ZM51 198V197H50ZM49 198V199H50ZM55 198V197H54ZM67 198H70L69 200L70 201H72V198H73V195H72V198H71V195L70 196H66V199H64V201L65 200H67ZM80 198V197H79ZM85 198H87L86 196H85ZM90 198V197H89ZM88 198V199H89ZM133 198V197H132ZM153 198V199H152ZM236 198V199H235ZM252 198V200L254 199V201L256 200L257 202H259V203H257L256 201V203H253V201L252 200H250ZM2 199V198H1ZM73 199H75V198H73ZM78 199V198H77ZM93 199V198H92ZM92 199H91V201H92ZM95 199H96V197H95ZM107 199L108 198H106V201H107ZM116 199H118V198H116ZM123 199V198H122ZM128 198H126V201H128L127 200ZM130 199V198H129ZM143 199V198H142ZM242 199H249L248 201H251V203L249 204V202L246 200V203H245V200H243L242 202H241V200ZM16 200V201H15ZM41 200H44V202L43 201H41ZM41 200H40V202H43V203H46L47 202V200H46V202H45V199L43 198H41ZM61 200V199H60ZM69 200H67V203H69ZM82 200H84L83 199V197H82ZM82 200H80L79 202H80V205H79V207H81L80 208V210H86V209H88V207L90 208V207H92V206H90V205H93V203L95 202H93V203H89V206H85V204H84V206H82ZM101 200H104V199H101ZM100 200V201H101ZM130 200H132L133 201V199H130ZM140 200H141V197H140ZM139 200V203L141 204V201ZM144 200V199H143ZM142 200V201H143ZM7 201H9V200H7ZM5 199H4V201H3V199H2V203L4 204V206H5V203L7 202ZM10 201H12V200H10ZM12 201V202H13ZM57 201V200H56ZM74 201V200H73ZM90 201V200H89ZM97 201H99L98 199H97ZM106 201H105V203L103 202L102 204H107L106 203ZM111 201V200H110ZM118 201V200H117ZM145 201V200H144ZM229 201V202H228ZM19 202V203H20ZM34 202V205H38V204H36ZM62 202V201H61ZM66 202V201H65ZM84 203H85V200L83 201ZM102 202V201H101ZM119 202V201H118ZM130 202V201H129ZM134 202V201H133ZM147 201H145V203H146ZM149 202V201H148ZM263 202H264V200H263ZM43 203H40V204H43ZM51 203V202H50ZM56 203V202H55ZM59 203H60V201H59ZM67 203H65L66 205H67ZM71 203V202H70ZM69 203V204H70ZM75 202H73V204H74ZM78 203V202H77ZM77 203H75V204H77ZM96 203V205H98L97 204V202H95ZM112 203H113V201H112ZM232 204L233 206L232 207H229V204ZM248 203V204H247ZM10 204V203H9ZM40 204H39V206H40ZM54 204V203H53ZM72 204V203H71ZM71 204L69 205V207H72L71 206ZM72 204V205H73ZM79 204V203H78ZM86 204H87V202H86ZM108 204H110L109 202H108ZM107 204V205H108ZM119 204V203H118ZM123 204H124V202H123ZM127 204V203H126ZM253 205V207L252 206H250V205ZM256 205V207H254L255 205ZM258 204V205H257ZM33 204L31 205V206H34ZM45 205V204H44ZM50 204H49V202H48V206H49ZM63 205H64V202H63ZM94 206V207H96L97 208V206ZM113 205H115V204H113ZM145 206V208H143L144 206ZM248 205V206H247ZM3 206V205H2ZM16 206V205H15ZM26 206V207H27ZM50 206H52V205H50ZM50 206H49V209H50ZM68 206V205H67ZM78 206V205H77ZM100 206V208H101V204H99L98 205V207ZM110 206V205H109ZM109 206H107L108 208H109ZM116 206V205H115ZM114 206V207H115ZM126 206V205H125ZM137 206H139V205H137ZM136 205H134V207L136 208L137 207ZM231 206V205H230ZM243 206V207H242ZM0 207H1V203H0ZM8 207V206H7ZM22 209H21V208ZM25 207V208H26ZM34 207H36V206H34ZM38 207V206H37ZM43 207L44 206H42L41 208H40V210L41 209H43ZM45 207H47V206H45ZM57 207V206H56ZM59 207H61L60 205H59ZM82 207H83V209H82ZM86 207V208H85ZM104 207V206H103ZM120 208L121 206H116V208ZM128 207V204H127V206L125 207L127 210H129V208L131 207H129V208H127ZM2 208V207H1ZM5 208H6V206H5ZM10 208V207H9ZM52 208V207H51ZM54 208V207H53ZM52 208V209H53ZM58 208V207H57ZM66 208V207H65ZM64 208V209H65ZM76 208V207H75ZM78 208V207H77ZM105 208H106V206H105ZM110 208H113V206H111ZM116 208H114L115 210H116ZM123 208L124 207H122V209H120L121 211V213L124 211L123 210ZM124 208V209H125ZM143 208V209H142ZM52 209H51V211H52ZM62 209V207L59 209V210H61ZM93 210H94V208H92ZM125 209V210H126ZM2 210L4 211V209L2 208ZM14 210V209H13ZM18 210V211H19ZM57 211L58 209H55L54 208V211ZM91 210V209H90ZM89 210V211H90ZM92 210V211H93ZM97 210H103L102 208L101 209H97ZM96 210V211H97ZM106 210H108V209H106ZM123 210V211H122ZM15 211V210H14ZM14 211H12V213L14 212ZM17 211V212H18ZM47 211V212H46ZM88 210H86V212H87ZM95 210H94V212H93V214L92 215H94V213L96 212ZM110 211V210H109ZM113 211V212H112ZM112 211H110L109 213H114V210L112 209ZM137 211V210H136ZM135 211V212H136ZM8 212V211H7ZM44 214H46V216H48V218H49V213H50V211L48 212V208H47V210H46V208H44ZM46 212V213H45ZM53 212V211H52ZM75 212V211H74ZM91 212V211H90ZM103 212V211H102ZM105 212H107V211H105ZM133 212V211H132ZM137 212H139L138 213V215L141 213L140 211H137ZM47 213H48V215H47ZM72 213H73V211H72ZM78 213V212H77ZM76 213V214H77ZM98 213V212H97ZM97 213L95 214V215H97ZM108 213V214H109ZM124 213H125V211H124ZM123 213V214H124ZM127 213V212H126ZM130 213L131 212H129V215H130ZM29 214H31V216L29 217ZM36 215L35 216H37V215H39V213L37 214V213H35ZM55 214H56V212H55ZM70 214H71V212H70ZM104 214H106V213H104ZM133 213H131V215H132ZM4 215L6 216V217H4ZM10 215V216H9ZM51 215V214H50ZM54 215V214H53ZM73 215V214H72ZM78 218L79 219H83L85 216H83V218H81V215H80V213H78ZM100 214H98V216H99ZM107 215V214H106ZM105 215V216H106ZM141 216L142 215H144L145 216V214H140ZM8 216V217H7ZM40 216V215H39ZM56 216H58V215H56ZM98 216H96V217H98ZM104 216V217H105ZM109 216V215H108ZM114 216H115V213H114ZM119 218H121L122 219V216L120 215V213H119ZM124 216V218H126L127 216H126V214H124L123 215ZM135 216V215H134ZM134 216H133V218H134ZM19 217V218H18ZM34 217V216H33ZM66 217H71L69 214H68V216H66ZM87 217V216H86ZM85 217V218H86ZM89 217V216H88ZM95 217V216H94ZM113 216H111V218H112ZM118 217V216H117ZM130 217V216H129ZM6 218V219H5ZM12 220H11V219ZM44 218V217H43ZM45 218H47V217H45ZM51 219L53 218L52 216L50 217ZM61 218H65V215L64 216H62ZM61 218H59L60 220H62ZM72 218H74L73 216H72ZM76 218V217H75ZM91 217H89V219H90ZM107 218V217H106ZM106 218H105V220H106ZM110 218V217H109ZM128 218V217H127ZM131 218H132V216H131ZM137 219L139 218V216L138 217H136ZM142 218H144V220H145V217H142ZM66 219V218H65ZM68 219V218H67ZM71 219V218H70ZM69 219V220H70ZM88 219V218H87ZM101 219V218H100ZM113 219V218H112ZM135 219V218H134ZM134 219H128V220H132L131 222H134L133 220ZM140 219H141V217H140ZM147 219V218H146ZM25 220V221H26ZM38 220V219H37ZM39 220H40V218H39ZM49 220V219H48ZM48 220H46L47 221V226L49 225L48 224ZM57 220V222L58 221H60V220H58V218L57 219H55V221ZM76 220V219H75ZM93 221L95 220V218H93L92 219ZM96 220L98 221L96 224H100L99 223V219H97L96 218ZM148 220V219H147ZM147 220H145V221H147ZM8 221V219L6 220V222ZM8 221V222H9ZM24 221V222H25ZM41 221V220H40ZM43 221V220H42ZM54 221V220H53ZM54 221V222H55ZM63 221V220H62ZM73 221V222H72ZM78 222H79V220H77ZM77 221H74L73 219H71V221L70 222H72V223H75L76 224V226H77V224H79ZM83 221V220H82ZM90 221V220H89ZM109 221V220H108ZM113 220H110L107 224H112L111 222H112ZM137 221V220H136ZM138 221H139V219H138ZM141 221H143L142 219H141ZM50 222H51V220H50ZM49 222V223H50ZM64 222L65 221H63V224L61 223V221H60V223H61V225H62V229L61 230H59V228L58 227H56V228H58V232L60 233V231H62V230H65V229H67V226H65L64 225ZM67 223H68V220L66 221ZM66 222H65V224H66ZM69 222V223H70ZM124 222V221H123ZM126 222H129V221H126ZM140 222V221H139ZM139 222H138V224H139ZM5 223V222H4ZM4 223H2V224H4ZM26 223H27V221H26ZM36 223V222H35ZM42 223H44V222H42ZM41 223V226H42V228H43V224ZM53 223V222H52ZM85 223V222H84ZM102 223H105L106 224V222H101V224ZM115 223V222H114ZM113 223V224H114ZM118 223V222H117ZM137 223V222H136ZM2 224H1V221H0V233L2 232L1 230H3V229H5L6 230V224L4 225L5 226V228H3L2 227ZM9 224V223H8ZM34 224V223H33ZM38 224H40L39 222H38ZM58 224H59V222H58ZM75 224H74V226H75ZM81 224V223H80ZM86 224H88V223H86ZM91 223L89 222V224L88 225H90ZM93 224H95V222H93ZM96 224H95V226H96ZM100 224V225H101ZM138 224H137V226H138ZM144 223H142V225H143ZM147 224V223H146ZM10 225H12V224H10ZM51 225V224H50ZM57 225V224H56ZM60 225V224H59ZM60 225V226H61ZM63 225H64V228L65 229H63ZM69 225H71V224H69ZM68 225V226H69ZM92 225V224H91ZM104 225V224H103ZM127 225H129V226H127ZM131 225H132V227H133V225H134V227L133 228H129V227H131ZM16 226V225H15ZM26 227L25 226V223H24V225H20V227H22V231H26L25 229H23L24 227ZM31 226H32V224H31ZM37 227H38V225H36ZM35 226V227H36ZM47 226H45L43 229H45ZM72 226H73V224H72ZM71 226V227H72ZM75 226V227H76ZM94 226V227H95ZM97 226H99V225H97ZM116 226V225H115ZM114 225H113V227H115ZM118 226V225H117ZM140 226H141V224H140ZM28 227H30L29 225H28ZM33 227V226H32ZM34 227V228H35ZM37 227H36V229H37ZM53 227V226H52ZM78 227V226H77ZM79 227H81L80 225H79ZM13 228V227H12ZM34 228H32V230H34ZM42 228L40 227V231H39V233L41 232L42 233ZM48 228H49V226H48ZM48 228H46V230L48 229ZM55 227H54V229H56ZM81 228H83V227H81ZM80 228V229H81ZM85 228V227H84ZM83 228V229H84ZM91 228H93V227H91ZM30 229V228H29ZM39 229V228H38ZM68 229H69V227H68ZM72 229H74V228H72ZM71 229V230H72ZM76 229H79V228H76ZM75 229V230H76ZM17 230H19V228H17ZM20 230V231H21ZM31 230V231H32ZM50 230V232L52 233V230H53V228H52V230H51V228L49 229ZM57 230V229H56ZM56 230L55 231H53V232H55V233H53L52 235L54 236V234H56L55 235V237H53L52 235H51V233H50V236L51 237H53V239L54 238H56V236L57 235H59V233L58 232H56ZM70 230V229H69ZM70 230V231H71ZM74 230V231H75ZM87 230V229H86ZM91 229H89V230H87L88 232L90 231ZM95 230H96V228H95ZM12 231H13V229H12ZM20 231H18L19 232V234L22 232H20ZM48 231V230H47ZM68 231V230H67ZM84 231V230H83ZM86 231V232H87ZM5 231H3V233H4ZM10 232V231H9ZM9 232H7L6 231V233H9ZM35 232V231H34ZM38 232V231H37ZM81 232V231H80ZM85 232V231H84ZM11 233V232H10ZM17 233V232H16ZM15 233V235H18V236H20L19 234H16ZM22 233H24V232H22ZM62 233H60V234H62ZM92 233H94V232H92ZM12 234V233H11ZM34 234V233H33ZM62 234V235H63ZM74 234V235H73ZM3 235V234H2ZM2 235L0 234V236L2 237ZM7 235V237L8 236H10V234H6ZM5 235V236H6ZM31 235V234H30ZM44 235H46V234H44ZM79 235V234H78ZM95 235V233L92 235V236H94ZM35 236V235H34ZM34 236L32 237V239H34ZM37 236V235H36ZM60 236V235H59ZM68 236L70 237V238H68ZM91 236V235H90ZM95 236V237H96ZM0 237V238H1ZM3 237H4V235H3ZM7 237H4V239L5 238H7ZM10 237H12V236H10ZM15 237H17V236H15ZM21 237H24V238H26L25 236H20L19 238H21ZM29 237V236H28ZM39 237V236H38ZM48 237H49V235L47 234L45 237L44 236H42V234H41V239L43 238V240H44V238H45V240H48ZM51 237H49L50 238V240H51V242L53 241L52 239H51ZM58 237V236H57ZM65 236L63 235L62 237L60 236V237H58V240L56 239V241L58 242L61 238H64ZM9 238V237H8ZM24 238H23V241H24ZM71 238V239H72ZM90 238H92V237H90ZM10 239V238H9ZM14 239H16V238H14ZM18 239V238H17ZM31 239V237H30V240H32ZM36 239V238H35ZM40 239V238H39ZM64 239H66V238H64ZM63 239V241H62V243L64 242L65 243V240ZM67 239H66V241H67ZM88 239V238H87ZM97 239V240H98ZM22 240V239H21ZM50 240L49 241H47L46 242V244L48 245V249H49V246H50ZM94 240H96V238H94L93 237V242H94ZM4 240L3 239H0V243L1 242H3ZM6 241V240H5ZM4 241V242H5ZM13 240H11V242H12ZM25 241H26V239H25ZM28 241H29V238H28ZM37 241L39 242V244H38V242H37V244H36V242H35V244L37 245V246H41V247H43L44 248V244H45V242H42V241H39L38 239H37ZM9 242H10V240H9ZM8 242V243H9ZM18 242V241H17ZM21 242V241H20ZM34 242L32 243L31 242V244H29L30 242H23V246L22 247H24V245L25 246H27L26 248L28 249V245L27 244H29L30 245V247H32L33 246V248H35L34 246H35V244H34ZM50 242V243H49ZM68 242V241H67ZM72 242V241H71ZM80 242V241H79ZM78 242V243H79ZM93 242H91L92 244H93ZM5 243H7V242H5ZM16 243V242H15ZM27 243V244H26ZM40 243H44V244H40ZM53 243V242H52ZM52 243H51V247L50 248H52ZM59 243L60 244H62L60 241H59ZM64 243H63V247H64ZM76 243H77V241H76ZM75 242H74V244H76ZM96 243H95V246H96ZM3 246L5 245L4 243H1ZM1 244H0V246H1ZM33 244V245H32ZM80 244V243H79ZM18 243H17V246H15L14 245V248H16V247H18ZM20 245H22V244H20ZM32 245V246H31ZM69 245V244H68ZM68 245H66L65 244V249L66 248H68L69 246ZM71 245H73L72 243H71ZM70 245V246H71ZM8 246V245H7ZM10 246V245H9ZM36 246V247H37ZM66 246H68V247H66ZM79 246V245H78ZM80 246H82V244L80 245ZM6 246H4L3 248H5ZM21 247V246H20ZM30 247H29V250H30ZM46 247V246H45ZM74 247V245L72 246V247H70V248H68V249H71V248H73ZM13 248V249H14ZM19 248V247H18ZM25 248V247H24ZM33 248H31V249H33ZM42 248V249H43ZM58 248H61V247H58V245L57 244H54V250L56 249L57 250V257H55V258H53V253H52V251H50L51 253V256H52V258H49V255L48 256H46V253H45V255H44V251H46V249H47V247H46V249L45 250H43L42 252H41V254H42V256L40 255V252L38 251V250H40V247L39 248H35V251L34 250H32L34 253H36V250L39 252H37L38 253V255L39 256H41L43 259H44V264H72V263H74V264H79L80 262H82L81 261V259L80 260H78L77 258H76V254H78V253H76L75 255L73 254V252H71L70 253V251H72V249L69 251V250H65L64 252L62 251V249H61V251L62 252H59V250H58ZM6 249H8V247H6ZM10 249V248H9ZM20 249V248H19ZM41 249V250H42ZM74 249V248H73ZM80 249V248H79ZM24 250V249H23ZM50 250V249H49ZM49 250L47 251L48 253H49ZM76 250V248L74 249V251ZM4 252H6V250H3ZM20 251V250H19ZM31 251V253H33ZM68 251V252H67ZM79 251V250H78ZM80 251H82V250H80ZM1 252H2V250H1ZM11 252L13 253L14 251L13 250H9V255H11ZM20 252H22V251H20ZM20 252L18 253V251L17 252H15L16 254L18 253V254H20ZM24 252V251H23ZM14 253V254H15ZM25 254H26V252H24ZM27 253H29V252H27ZM37 253L35 254V257L36 256H38L37 255ZM67 253V255H64V254H66ZM75 253V252H74ZM7 253H5V255H6ZM15 254V255H16ZM80 254V253H79ZM2 255H4V254H2ZM2 255H0V256H2ZM4 255V256H5ZM13 255V254H12ZM12 255L11 256H5V259H6V257H11L10 259H12ZM21 255V254H20ZM90 256V257H88L87 258V256ZM92 255V254H91ZM25 256V255H24ZM24 256H22L21 255V257H24ZM33 256H34V254H33ZM39 256L38 257H36L35 259L33 258V257H31V259L33 260L32 261V264H33V262H35V263H37L39 260H36V259H39ZM15 257H17V256H15ZM15 257H13V260L12 261H14V258ZM20 257V256H19ZM27 257V256H26ZM25 257V258H26ZM30 257V256H29ZM29 257H28V261L27 262H29L30 260H29ZM40 257V259H42ZM0 258H2V257H0ZM4 259V260H5ZM17 260H19L18 258H16ZM9 260V259H8ZM16 260V261H17ZM20 260H21V258H20ZM20 260L19 261H17V263L16 264H18L19 262H20ZM35 260V261H34ZM83 260V259H82ZM16 261H14L13 263L15 264V262ZM0 262H1V260H0ZM3 262V261H2ZM25 262V261H24ZM27 262H25V264L27 263ZM4 263V262H3ZM5 263L6 264H9V263H11V261L9 262V263H7L6 261H5ZM4 263V264H5ZM12 263V264H13ZM2 264V263H1ZM27 264H31V263H27ZM38 264H40V261H39V263ZM41 264H43V260H41ZM88 264V263H87Z\"/></svg>","mask_w":264,"mask_h":264}]
</instances>
